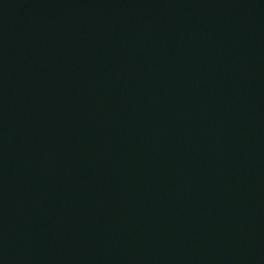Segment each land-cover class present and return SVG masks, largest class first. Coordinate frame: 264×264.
<instances>
[{"label": "water", "instance_id": "95a60500", "mask_svg": "<svg viewBox=\"0 0 264 264\" xmlns=\"http://www.w3.org/2000/svg\"><path fill=\"white\" fill-rule=\"evenodd\" d=\"M0 264H264V0H0Z\"/></svg>", "mask_w": 264, "mask_h": 264}]
</instances>
